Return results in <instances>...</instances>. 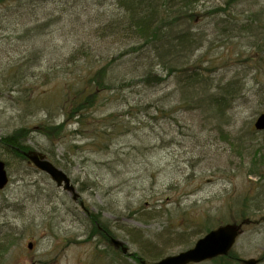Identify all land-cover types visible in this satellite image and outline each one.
Returning a JSON list of instances; mask_svg holds the SVG:
<instances>
[{"label":"rangeland","instance_id":"obj_1","mask_svg":"<svg viewBox=\"0 0 264 264\" xmlns=\"http://www.w3.org/2000/svg\"><path fill=\"white\" fill-rule=\"evenodd\" d=\"M101 3L102 6L98 0H25L0 7L11 20L10 27L8 24L0 28V142L16 126L26 124L31 132L28 144L66 173L75 188L72 192L58 187L48 174L28 161L11 159L0 143V159L6 162L10 177L8 187L0 191V235L10 231L16 240L10 251L0 257V264H97L99 258H103L102 264H139L130 256L140 252L129 234L134 228L142 231L152 249L164 253L158 259L161 260L192 248L205 235L199 238L190 229L187 238L177 240L182 233L179 228L186 223L180 215L204 216L210 224L222 220L227 224L237 217L236 202L259 192L260 180L250 176V171L256 160L257 173L264 176V132H256L254 127L264 112V15L241 34L234 32V25L237 31L239 24L231 22L224 29L216 15L199 23L182 24L181 31L190 29L204 36L202 47L192 57L199 61L195 65L201 79L191 84L183 85V80L176 74L170 76L165 66H157L152 75L163 77L161 84L142 80L144 60L136 57L140 53L133 52L135 46L126 48L120 35L101 43L98 48L107 44L122 48L110 58L123 53L116 68L122 74L133 72L128 74L118 99L114 95L115 102L104 101L95 115L92 112L103 131L104 117L133 107L118 137L120 141L109 150L82 149L88 144L78 133L52 146L39 132V124L47 116L44 108L24 110L29 105L15 104L22 95L16 92L13 82L4 83V79L14 81L16 71H21L25 75L23 89L34 90L32 95H45L44 107L50 106L52 126L61 125L59 96L74 83L76 87L80 85L78 75L84 78L89 74L86 66L80 70L73 62L66 64L64 58L84 41H96L95 37L91 39L92 24L112 20L120 13L115 0ZM223 3L224 0H201L199 10L205 13ZM260 10L264 13V0H242L237 6L238 14H233L240 21L250 14L256 19ZM47 18L60 20L33 43L32 33L27 32ZM46 43L49 50L45 52ZM80 55L75 58L81 59ZM167 56L168 62L174 59L171 52ZM84 63L92 68L100 65L92 53L84 57ZM33 72L37 79L27 81ZM220 83H232L237 93L232 94L222 118L217 119L207 108L217 92L223 94L217 89ZM109 94L111 98L113 94ZM149 103L163 111L145 110ZM146 113L157 116L150 118ZM75 128L70 125L68 129ZM53 134L54 138H62V134ZM71 145L79 148L70 149ZM261 149L255 157V151ZM259 201L261 208L264 194H260ZM92 212L100 214L103 222L94 225ZM251 221L232 250L237 258L234 264L253 258L264 264V208L255 212ZM104 223L129 253L100 245ZM94 229L99 234L90 238ZM29 243H33L32 249ZM216 259L200 264H223L224 260Z\"/></svg>","mask_w":264,"mask_h":264},{"label":"trees","instance_id":"obj_2","mask_svg":"<svg viewBox=\"0 0 264 264\" xmlns=\"http://www.w3.org/2000/svg\"><path fill=\"white\" fill-rule=\"evenodd\" d=\"M24 1L25 0H0V7H7L12 2L21 4ZM104 1L105 0H103V3ZM115 1L117 3V7L120 9V13L117 15V17H114L112 20H108L107 18L102 19L97 21V23L92 24L93 33L91 34V39L95 37L96 41H84L71 52L70 56L66 60V57L64 58V62L68 61L66 64L73 62L80 70L83 69V65L86 66L87 72H89V74H87V76L84 78H82L81 75H78L77 78L81 77L80 85L76 87V83H74L73 87H71L68 92L65 94L61 93L59 96V99H61V104L59 106L63 111L61 113V125L59 127H54L52 126L50 120H44V122L39 124L40 129L43 132L39 130L38 131L43 136H45L47 140H49L52 146H55V144L59 143L64 138L66 139L77 133L80 137H83V139L87 140L88 145L82 147V149L89 147L92 150L98 152L109 150L117 141H120L121 138L118 137L122 134V129L126 127L125 120L129 116H132V106H129V108L123 112L111 113L110 115L104 117L103 122L105 125V130L103 131L99 129V119H96V117L93 116V114L95 115L99 108L102 107V102H115L113 101V99L115 100V94L110 98L109 93H112L113 91L115 92V89L121 85L124 86V84H126L128 81V74L133 73L128 72L126 74H122L118 71L119 68H116L115 63L118 60H122L123 53H121L118 58H110L119 50H122V48L117 49L114 45L109 46L108 44L103 46L105 48H98L101 43L106 42V40L111 36L120 35L118 38H121L126 42V48H129L130 46L132 48L135 46L133 48V52L140 53V55L137 54L136 56L138 59L143 58L144 60V62L142 61L141 63L143 74L140 79H149L152 81V83L156 82L161 84L164 81V78H159L152 75H154L155 68L157 66H165L168 69V74L170 76L172 74H176L178 77H180V79L183 80L182 82L184 85L187 83L191 84L192 81L201 79V72L196 70L195 65V63H198L199 61L193 60L192 57L194 56L195 52L202 47L204 36H202L200 33H192L190 29L181 31L179 27L182 24L188 22L195 23L197 21L199 23L205 20L207 17L216 15L218 16L217 18H219L217 21L224 25V29H228V26L232 24L231 22L239 24L240 26L237 28V31H235V27L237 25H234V32H237L235 34H241L243 33L242 31L246 32L248 27L251 29L257 20H261L259 16L264 15L263 11L260 10L259 13H257L258 18L254 19L250 14L246 17L247 19L245 18L240 21L239 16H234L233 13L235 11V13L238 14L237 6L242 0H224V3L222 4L223 6L214 7L216 10H212L214 8H211L205 13H201L199 10L201 0ZM98 4H100V6L103 5L101 0H98ZM5 13L6 12H3V10L0 11V28L8 25L11 22ZM59 20L60 18H47L46 21H43L34 28L30 29V32L27 33L28 35L32 33L33 43L41 40V38H43L45 35V31L55 25V23ZM9 26L11 25L9 24ZM228 31L232 32V30ZM48 50L49 49L46 43V49L44 51L46 52ZM169 52H171V55H174V59L171 62H168L169 57L167 55H169ZM88 53H92V56L100 64L93 67H97V70H94L92 67H88V65L84 63V57L87 58ZM77 55H80L81 59H76L75 56L78 57ZM183 58L186 60L182 61ZM64 62H62V64ZM27 63H29V60H27L26 64ZM146 65H148V68ZM201 70H203V68H201ZM31 76L32 78H28L27 81H34L37 79L35 72L31 73ZM24 77L25 75L23 72L16 71L14 74V81L9 79V77L8 79H4V83L13 81L14 87H16V92L19 95H22H20L21 97L18 98L15 104L22 105V103H24L29 105V108L23 107L24 110H28L30 108H33L34 110L39 107H43L46 113H50V106L45 105L44 107L45 95H32L34 90H30L29 88L23 89V87H26L24 84H22ZM218 85V91L223 94L218 95L217 92L216 95L213 96L211 102L208 105L209 108H207V111L211 113L214 118L221 119L223 111L225 112L226 108L229 106L230 97H233L232 94H236L237 91L232 83H229L227 86L222 85L221 83ZM219 88H223L224 91L219 90ZM116 96V99H118V95ZM144 108L145 110L150 109V111L152 108V110L154 109L155 112L161 110L153 103L145 105ZM92 112L94 113L92 114ZM146 115L150 116V118H156L157 116L153 113H151V115L146 113ZM22 119L23 118H21V123ZM70 125H74L76 128L73 131L69 130L68 128ZM53 129L58 130L59 133L53 131ZM53 132L57 135L62 134V138H54L53 136L55 135ZM30 133V128L26 124H22L19 127L16 126L13 132L1 139L0 143L2 145V149L5 151V154L11 159H26L22 154V151L35 150L34 147L28 144ZM111 139L117 140L112 141ZM77 148H79L77 145L70 146V149L73 150H76ZM260 152H262V149L258 150L257 152L255 151V157H258ZM261 156L264 157V154ZM255 161L256 160H253L250 176L256 177L260 180L259 192L255 197H252L248 194L240 201L238 200L236 202L238 208L237 217L233 219L232 222H230L240 226L242 232L245 226L252 223L251 217H253L255 212L259 211L261 208H264V206L261 208L259 207V204L261 203V201H259V196L260 194H264V176L257 173V162ZM140 212L141 211L139 210V213ZM90 214L94 225L103 222L100 214L98 215L93 212ZM149 214L153 216L154 213L150 211ZM179 218L183 219L186 223L180 228L174 227L175 229H182V233L177 240L187 238L189 235L188 231L190 229L195 232H192L193 234H196V236L200 238L209 231L224 224V220L210 224L207 222L206 217H192L189 216L188 213L180 215ZM103 226L105 233L100 234L104 240H100L99 243L100 245L105 244L107 248L115 251V248L111 244V240L115 236L113 235L111 228L107 223H104ZM124 230L127 231V229ZM132 230L133 232L129 231V234L133 235V242L135 245L139 246L140 252L138 251V253L131 254L130 256L133 257L139 264H141V261L143 260H147L148 263H151L152 261L158 260L161 258V256H163V252L152 249L149 246V242L145 241L144 239L145 235H141L142 231H136L137 229L135 228ZM95 234H99V232H97L95 229L91 230L90 238H96L97 236ZM15 243L16 240L12 237L10 231L0 235V257L8 253L10 248L15 245ZM184 244L187 243L185 242ZM95 246L98 248L97 243H95ZM230 256L233 257V260ZM230 256L220 257L215 261L224 260L223 264H234L232 262L236 261L237 258L232 255V252ZM262 259L264 260V258ZM96 261L97 264H102L103 258H99Z\"/></svg>","mask_w":264,"mask_h":264},{"label":"water","instance_id":"obj_3","mask_svg":"<svg viewBox=\"0 0 264 264\" xmlns=\"http://www.w3.org/2000/svg\"><path fill=\"white\" fill-rule=\"evenodd\" d=\"M255 128L258 131H264V112L258 116L255 121ZM29 159L43 172L47 173L51 179L67 191L75 192L74 186L66 173L57 168L46 157L38 152H29ZM8 182L6 166L0 161V189ZM241 227L235 224L222 225L211 230L204 237L200 238L196 244L177 255L167 256L159 261L148 263L141 261V264H198L219 256H228L235 246ZM112 244L116 248H121L124 254L128 253V247L120 240L113 239ZM29 249L33 248V243L28 244ZM244 264H258V259L243 260Z\"/></svg>","mask_w":264,"mask_h":264},{"label":"bare ground","instance_id":"obj_4","mask_svg":"<svg viewBox=\"0 0 264 264\" xmlns=\"http://www.w3.org/2000/svg\"><path fill=\"white\" fill-rule=\"evenodd\" d=\"M83 1V0H82ZM10 18H13V16L11 15L10 16ZM10 27V26H9ZM13 82V81H12ZM14 83V82H13ZM123 90V85H121V86H119V87H117L116 89H115V92L113 91L111 94H115V95H119V92L120 91H122ZM21 91V90H20ZM112 96V95H111ZM45 120H50L51 121V114L49 113V112H47V116L45 117ZM61 122V121H60ZM255 130H256V128H255ZM256 132H264V131H258V130H256ZM29 152H31V151H22V154L25 156V158L26 159H23L24 161H27L28 160V162L29 163H31L37 170H39V171H41V172H43L42 170H40L30 159H29V157H28V153ZM33 152H36V151H34L33 150ZM38 153H41V154H43L42 152H38ZM44 155V154H43ZM45 156V155H44ZM46 157V159L48 160V161H50L48 158H47V156H45ZM0 161L1 162H3L4 164H5V166H6V170H7V164H6V162L5 161H3V160H1L0 159ZM45 173V172H44ZM7 174H8V171H7ZM47 174V173H46ZM9 183H10V177H9V174H8V182H7V184L2 188V189H0V191H3L4 189H6L7 187H8V185H9ZM159 261V260H158Z\"/></svg>","mask_w":264,"mask_h":264}]
</instances>
